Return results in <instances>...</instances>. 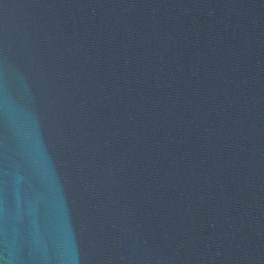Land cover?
Masks as SVG:
<instances>
[{
    "label": "water",
    "instance_id": "obj_1",
    "mask_svg": "<svg viewBox=\"0 0 264 264\" xmlns=\"http://www.w3.org/2000/svg\"><path fill=\"white\" fill-rule=\"evenodd\" d=\"M0 264H264V0H0Z\"/></svg>",
    "mask_w": 264,
    "mask_h": 264
}]
</instances>
